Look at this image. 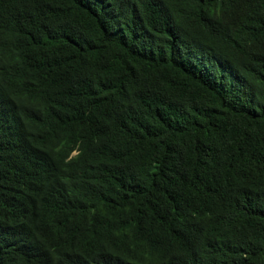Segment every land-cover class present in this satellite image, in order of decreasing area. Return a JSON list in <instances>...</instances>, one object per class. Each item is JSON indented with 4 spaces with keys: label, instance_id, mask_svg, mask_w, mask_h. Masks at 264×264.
Masks as SVG:
<instances>
[{
    "label": "trees",
    "instance_id": "obj_1",
    "mask_svg": "<svg viewBox=\"0 0 264 264\" xmlns=\"http://www.w3.org/2000/svg\"><path fill=\"white\" fill-rule=\"evenodd\" d=\"M0 264H264V0H0Z\"/></svg>",
    "mask_w": 264,
    "mask_h": 264
}]
</instances>
